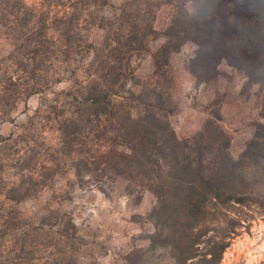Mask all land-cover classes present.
<instances>
[{
	"label": "trees",
	"instance_id": "1",
	"mask_svg": "<svg viewBox=\"0 0 264 264\" xmlns=\"http://www.w3.org/2000/svg\"><path fill=\"white\" fill-rule=\"evenodd\" d=\"M163 5L172 13L158 31ZM93 29L102 32L99 43L91 40ZM0 30L12 44L0 59V125L20 102L69 82L48 111L36 113L60 135V157L52 156L45 166L49 172L57 171L65 156L74 162L78 182L92 178L104 193L111 179L140 184L157 201L150 217L161 229L152 247L163 238L173 264H221L231 242L218 237L201 242L197 232L210 203L246 202L237 191L247 175L242 164L251 159L253 146L264 149V136L239 160L213 120L192 138L179 139L170 122L176 110L170 58L193 43L191 69L198 81L214 79L226 61L264 87V0H125L119 7L107 0H43L39 10L24 0H0ZM161 38L165 43L155 53L153 79L136 82L134 59ZM133 84L139 90L127 89ZM29 133L1 137L0 152L6 155L18 138L27 143ZM14 155L16 174L0 169L4 204L30 200L45 187L39 180L46 172L26 168L33 155ZM55 218L56 224L46 219L36 229L0 211V264H78L75 225ZM143 252L133 250L128 264H141Z\"/></svg>",
	"mask_w": 264,
	"mask_h": 264
},
{
	"label": "rangeland",
	"instance_id": "2",
	"mask_svg": "<svg viewBox=\"0 0 264 264\" xmlns=\"http://www.w3.org/2000/svg\"><path fill=\"white\" fill-rule=\"evenodd\" d=\"M24 1L38 10L43 3V0ZM107 1L119 7L125 0ZM171 13L169 5L159 9L155 24L158 31L167 26ZM90 35L93 43H99L103 36L97 29L91 30ZM164 43L162 38L151 41L134 59L136 82L153 79L154 56ZM11 50L10 39L0 30V59ZM196 50L195 44L187 43L170 58L173 80L170 92L176 108L170 118L172 128L179 139H187L213 120L230 138L231 156L239 160L252 141L264 136V87L250 82L244 71L226 61H222L214 79L198 81L191 69ZM68 87L69 82L57 84L51 91L34 95L26 103L20 102L0 125V138L8 137L13 131L20 134L22 130L30 131L31 135L27 143L20 138L11 141L6 155L0 152V157L6 160L0 162V169L16 174L17 162L10 158L20 151L24 157L33 155L34 161L27 170L46 172L39 180H43L45 187L35 197L18 204H4L2 199L0 211L24 218L36 229L46 219L56 224L57 216L63 223L72 220L78 264H128V255L136 249L144 251L141 264H173L169 245L163 238L152 247V239L161 229L150 217L157 201L140 184L111 179L103 185L104 193L95 187L92 178L87 183L78 182L74 162L65 156L59 159V168L55 166L57 171L49 178L53 172L45 166L52 164L53 155L60 157V135L49 129L51 123L36 113L41 111L43 115L48 111L60 98L59 93ZM129 88L139 90L135 84ZM249 155L251 159L242 164L246 178L237 185L239 194L247 196L246 202L243 205L225 200L210 203V214L197 232L201 242L216 237L231 242L221 264H264V149L253 146Z\"/></svg>",
	"mask_w": 264,
	"mask_h": 264
}]
</instances>
